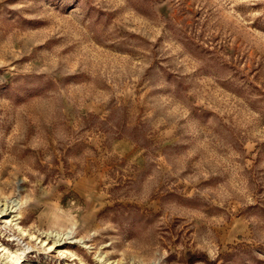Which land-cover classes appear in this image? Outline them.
Masks as SVG:
<instances>
[{
  "label": "rangeland",
  "instance_id": "obj_1",
  "mask_svg": "<svg viewBox=\"0 0 264 264\" xmlns=\"http://www.w3.org/2000/svg\"><path fill=\"white\" fill-rule=\"evenodd\" d=\"M11 201L0 264H264V0H0Z\"/></svg>",
  "mask_w": 264,
  "mask_h": 264
},
{
  "label": "bare ground",
  "instance_id": "obj_2",
  "mask_svg": "<svg viewBox=\"0 0 264 264\" xmlns=\"http://www.w3.org/2000/svg\"><path fill=\"white\" fill-rule=\"evenodd\" d=\"M15 201V200H14ZM13 202L11 201V205H9V204H2L1 205V207H0V213H1V215L0 216H3V215H8V216H10V219L8 220L7 219V222L6 223H11L13 220H15L16 218H14V216L15 215H9L11 212H13L14 210L12 209L13 208V204H12ZM14 224H16V223H14ZM53 236V235H52ZM47 238H51L52 239V241H54V243L56 244L58 241H60L61 240V237H51V236H49V235H47ZM1 246V245H0ZM1 249V251L2 250H4L5 248H2V247H0ZM9 251V250H8ZM5 252L8 254L7 255V257L9 258L8 259V261L10 262V263H12V264H21V263H23V261L25 260V253H24V251H22L21 250V252H7L6 250H5ZM99 263L100 264H106V260H104L103 258H99Z\"/></svg>",
  "mask_w": 264,
  "mask_h": 264
}]
</instances>
